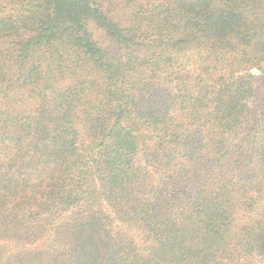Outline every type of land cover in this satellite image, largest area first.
<instances>
[{"label":"trees","instance_id":"16d2710c","mask_svg":"<svg viewBox=\"0 0 264 264\" xmlns=\"http://www.w3.org/2000/svg\"><path fill=\"white\" fill-rule=\"evenodd\" d=\"M0 264H264V0H0Z\"/></svg>","mask_w":264,"mask_h":264}]
</instances>
